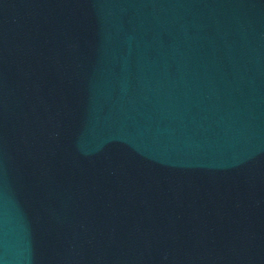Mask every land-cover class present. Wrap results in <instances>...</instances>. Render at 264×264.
Wrapping results in <instances>:
<instances>
[{
	"label": "water",
	"instance_id": "obj_1",
	"mask_svg": "<svg viewBox=\"0 0 264 264\" xmlns=\"http://www.w3.org/2000/svg\"><path fill=\"white\" fill-rule=\"evenodd\" d=\"M0 264H264V0H0Z\"/></svg>",
	"mask_w": 264,
	"mask_h": 264
}]
</instances>
